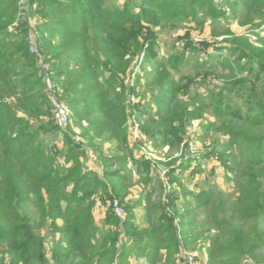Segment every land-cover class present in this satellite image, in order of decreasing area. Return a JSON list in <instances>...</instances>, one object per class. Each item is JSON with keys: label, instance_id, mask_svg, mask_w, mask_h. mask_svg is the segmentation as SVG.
I'll use <instances>...</instances> for the list:
<instances>
[{"label": "trees", "instance_id": "1", "mask_svg": "<svg viewBox=\"0 0 264 264\" xmlns=\"http://www.w3.org/2000/svg\"><path fill=\"white\" fill-rule=\"evenodd\" d=\"M224 1L242 27L260 36L255 31L264 27V0ZM107 2L0 0V264L5 256L11 264H120L132 252L148 264H161L164 253L170 258L181 251L198 229L214 233L208 264H264V41L257 47L232 34L227 49L235 59L223 65L227 92L202 96L192 92L200 74H184L178 81L173 77L185 67L186 51L159 59L151 27L196 19L200 13L205 19L223 18L226 11L214 0H128L122 7ZM35 15L40 21L34 26ZM32 40L50 63L59 97L71 110L73 125L64 132L52 121L37 58L29 51ZM141 56L145 63L154 62L156 73L139 91L127 80ZM231 94L242 102L233 103ZM139 95L142 102L132 103ZM147 95L154 111L146 108ZM207 113L219 123L204 125L205 136L214 130L228 138L218 156L233 174L237 196L190 192L193 212L203 211L205 219L187 225L192 211L179 208L174 187L183 190L178 177L192 160L176 166L174 158L166 165L168 189L159 163L133 154L139 146H131L129 121L135 117L141 135L156 147L178 152L182 144L187 156L186 130ZM53 133L62 137V146L49 140ZM103 140L115 145V156L102 153L98 142ZM90 151L98 157L100 175L86 166ZM129 160L132 170L127 172ZM134 175L143 193L127 203ZM97 196L110 202L109 228L95 223ZM114 201L125 209V220L115 216ZM143 202L145 227L135 223L134 213ZM126 241L132 242L127 246Z\"/></svg>", "mask_w": 264, "mask_h": 264}, {"label": "rangeland", "instance_id": "2", "mask_svg": "<svg viewBox=\"0 0 264 264\" xmlns=\"http://www.w3.org/2000/svg\"><path fill=\"white\" fill-rule=\"evenodd\" d=\"M107 1L109 7H122L128 0ZM214 5L215 7L226 11V16L218 19H205L200 13L196 19L186 18L182 20H173L171 22H174V25L170 23H162L161 25L151 27L158 38L157 55L159 59H166L172 54L177 55L184 52V50L186 51L184 52L185 59H187L185 67L181 69V72L174 71L173 77L178 81L180 76L184 74H190L192 76L200 74V78L196 80L198 84L194 86L192 92H197L202 96H207L211 90L217 93L227 92L225 91V87L228 84V80L223 78V75H225L226 72L224 71L225 69L223 65L225 60L232 62L235 59L232 52L227 49L231 46L229 42L231 38H233V35L242 36L246 40L251 41L254 46L257 47H262V41H264V27L255 31L260 35L257 36L255 35L256 33H252L251 29L247 26L242 27L239 24L238 18L232 14V9L224 0H214ZM39 21L40 19L35 15L32 17L31 23L35 26ZM16 26L17 23L10 26L11 32L14 31ZM228 31H230V35L228 34ZM137 60L135 62L134 73L132 72L133 75L127 80V85L130 87H136L137 90L141 91L144 89V84L151 81L154 77L156 73V65L153 61L145 63V59L142 56L138 61ZM210 68L213 69L210 70ZM207 70L210 73L209 78L205 82L203 81V76ZM148 93L151 94L150 91H147V94ZM147 97L146 102L148 106L146 108H148V111H154L156 107L151 102L150 95H147ZM231 97L233 103L239 104L242 102L241 99L236 97V94H231ZM134 100V103L137 104L142 100V97L139 95ZM143 103H145V101ZM64 104L69 112H71L67 104L65 102ZM210 122L216 124L219 123L214 116L207 113L204 120L193 121L190 127L187 128V133L183 141L186 145L189 144L190 155L187 156H183L184 151H181L182 144L179 151L175 152L168 147H156L155 142L146 138L145 135L136 143V145L139 146V149H137L139 152L138 156H145V153L152 154L151 158L145 157L151 160L154 164L156 162L159 163V174L168 186V189L172 186L168 181V168L166 165H168L174 158H177L176 166H179L182 163L187 164L188 161L192 160L190 168L178 177V180L183 185V190L179 191L178 185L174 187L179 193V208L182 211L185 208L192 211V214L188 215L184 220V224L187 225L203 224L205 219V213L203 211L193 212L195 202L192 199L191 193L213 190L222 192L224 196L231 199H234V197L237 196L233 174L231 175L226 171L221 165L218 156L221 152H224V147L228 146V138L225 135L216 133L214 130H211L209 136L206 137L203 131V126ZM74 131L77 135L76 139L81 141V138L79 137L81 132L80 128L75 125ZM134 134L136 136V131L133 129V126L129 124L130 143L134 141ZM60 138L62 137L59 134L54 133L49 136V140L57 142L59 146L62 145ZM98 145L102 147V153L105 156H115L116 149L114 144L103 140L98 142ZM222 146L224 147L222 148ZM231 152V149H229L225 153L229 156V153ZM208 153H212V155L205 158L204 155ZM91 154L96 157V154L90 152V155ZM93 156L92 158L96 159ZM118 166L124 168L121 164H118ZM131 166L132 163L129 160L127 168H125L127 172H129L130 169L132 170ZM177 221L180 222L179 219ZM189 230L190 228L188 231ZM201 231L198 229V231L192 236H189L187 242L183 245L182 250L174 254L172 257L168 258L167 253H164L161 264H208L210 247L209 238L210 236H213L214 233L206 234ZM51 241L52 239H50L48 243H51ZM4 263L11 264L8 256H5Z\"/></svg>", "mask_w": 264, "mask_h": 264}, {"label": "built area", "instance_id": "3", "mask_svg": "<svg viewBox=\"0 0 264 264\" xmlns=\"http://www.w3.org/2000/svg\"><path fill=\"white\" fill-rule=\"evenodd\" d=\"M24 2V1H23ZM29 50L32 54H34L37 58V65L39 68V73L43 77V81L45 84V90L47 97L50 102L51 110H52V120L55 126L61 130L66 131L70 126L73 125L71 114L64 102L59 97V89L57 84H55L52 74L53 71L51 69L50 63L45 59V57L40 53L36 41L32 40L29 46ZM135 98H131L132 102H134ZM130 125L133 126V129L136 131V136H134L133 143L136 144L137 141H140L142 135L140 132V128L138 123L136 122V118L133 117L129 122ZM185 143V142H184ZM147 158H151L152 154L145 153ZM94 157V156H93ZM113 212L116 217L125 220L127 214L125 209L120 205L118 201H114L112 203ZM114 264H119L118 261H115Z\"/></svg>", "mask_w": 264, "mask_h": 264}, {"label": "crops", "instance_id": "4", "mask_svg": "<svg viewBox=\"0 0 264 264\" xmlns=\"http://www.w3.org/2000/svg\"><path fill=\"white\" fill-rule=\"evenodd\" d=\"M143 136L144 135H142V137ZM131 146H133V148H136L133 142H131ZM137 149L138 148L133 150V154L135 155V157H140V155L138 156L139 152ZM90 152L93 153V151H90ZM90 152L88 153V159L86 161V166L89 170H92L100 175L102 174V170L100 166L98 165L99 164L98 159H97L98 157L96 155V157L94 156L96 159H93L92 158L93 155L92 154L90 155ZM136 181H137V177L136 175H134V185L129 189V194L127 195V198H126L127 203H135L138 200H140L142 197L143 187L139 185L138 183H135ZM95 198H96V206H95L94 213H93L95 223L100 227L105 226L106 228H109V225L107 222V211H108L110 202L106 201L104 203L101 201L100 197L98 196ZM146 212L147 211H146L144 202L142 203L141 206L137 207L134 210L135 218H136L135 223L137 225H140L141 227H145L147 225L146 220H145ZM57 223L59 226L62 225V221H58ZM42 234H44V232H42ZM47 237L49 240L53 239L51 236L50 237L47 236ZM58 238H59V235L57 234L56 239ZM126 242L128 246L131 244L132 241H126ZM123 260L124 261L122 262L120 261V264L121 263L122 264H148L145 258L137 257L135 252L130 253V255L127 256L126 259H123Z\"/></svg>", "mask_w": 264, "mask_h": 264}]
</instances>
